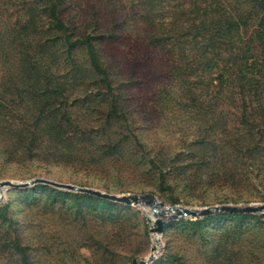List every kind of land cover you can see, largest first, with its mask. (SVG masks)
I'll return each instance as SVG.
<instances>
[{
	"label": "rangeland",
	"instance_id": "1",
	"mask_svg": "<svg viewBox=\"0 0 264 264\" xmlns=\"http://www.w3.org/2000/svg\"><path fill=\"white\" fill-rule=\"evenodd\" d=\"M96 1L65 0L63 16L73 20L74 28L84 22L92 32ZM103 1L114 3L112 11L128 20L129 29L141 26L130 12L135 0H100L102 7ZM45 6L42 0H0V181L41 177L115 195L150 194L165 206L185 208L264 203V173L246 167L252 162L242 155L254 143L264 147V113L256 111L264 109V99L242 103L228 94L207 96L203 83L190 95L186 83L193 74L183 59L187 48L183 54L175 53L185 67L175 72L180 76L173 82L159 74L163 67L154 64L141 67V76L132 82L112 77L120 113L127 121L111 120L106 136L95 144L71 134L78 145L70 154L59 153L60 145L54 142L70 134L61 137L55 125L43 119L46 113L39 111L43 103L33 94L48 80L58 82L65 98L53 95L50 103L76 102L70 118L83 133L104 124L110 97L90 73L82 49L67 57L62 40L46 41L63 33L50 28ZM130 38L121 46L126 58L144 48L136 31ZM31 60L38 65L34 74ZM242 105L246 119L240 124ZM238 136L247 141L239 145ZM19 145L11 157L6 154ZM159 169L166 173L172 192L159 188ZM27 190L25 195V190L8 189L3 198L1 193L0 264H23L18 247L26 264H131V259L146 260L151 254L155 255L151 264H264V218L243 223L240 232L223 219L210 220L201 228L189 221L202 219H182L165 223L158 235L151 232L158 217L151 216L149 208L103 212L83 203L77 209L69 199L64 204L46 203V192L38 191V186Z\"/></svg>",
	"mask_w": 264,
	"mask_h": 264
},
{
	"label": "trees",
	"instance_id": "2",
	"mask_svg": "<svg viewBox=\"0 0 264 264\" xmlns=\"http://www.w3.org/2000/svg\"><path fill=\"white\" fill-rule=\"evenodd\" d=\"M135 1L136 4L130 7V12L133 17L141 21L139 23L141 26L133 24L135 28L129 29L131 25H128V20L112 11L115 9L114 3L103 1L104 7H102L100 5L102 1L98 0L93 5L96 6L93 7L95 21L93 31L90 32L86 23L83 22L74 28L73 20L63 16L62 7H64L65 0H42L46 5L45 8L42 7L44 13L51 21L50 28L63 33L61 38L55 37L46 41L57 44L62 40L68 54L67 57H71L72 52L82 49L86 54L90 73L99 78L106 89V95L110 97L106 121H102L104 124L98 127L99 129L91 128L83 133L74 125L77 120L70 118L76 102L67 104L62 100L58 102V105L50 103L55 100L53 95L65 98L58 82L51 83L48 80L47 86L39 88V92L33 94L38 102L43 103L39 110L40 113H46L43 119L55 125L53 128L60 131L61 137L66 133L70 134L54 142L60 145V149L57 150L59 153L70 154L78 145V142H73L71 134L77 138L81 137L85 143L95 144L97 139L106 136L105 130L109 128L111 120L115 122L127 121L125 114L120 113V104L115 98L112 77H125L126 80L132 82L131 78L141 76V67L154 64L163 67L159 74L164 73L165 77L168 76V81L173 82L177 76H180V73L175 74V72H180V69L185 67V64L180 66L181 60H179L180 58L176 59L175 53L179 51L180 54H183L185 48H187L188 58L184 56L183 59L188 60L186 67L191 71L190 74H193V80L189 84L186 83L187 92L190 95H195L197 86L203 83L204 93L207 96L214 93L215 96L220 95L226 98L224 95L228 94L235 97L237 101L241 100L242 103H249L252 100L262 102V98L264 99V0ZM165 18H167L166 23L163 20ZM76 31H79V35L76 34ZM133 31H136V40H139L140 46H144V48L131 52V55L126 58L121 46L127 44ZM42 47L44 46L42 45ZM160 58L162 59L160 60ZM164 59L166 62H163ZM56 62L59 63L58 60ZM161 62L163 63L161 64ZM50 66L52 65L50 64ZM34 67H38V65L34 60H31L33 74ZM31 69H29V77H31ZM130 73H133L132 76H128L131 75ZM154 84L156 83L154 82ZM35 85V83L30 84L31 90ZM245 111L246 108L243 106L240 124L246 119ZM256 111L264 113L262 108ZM237 138L236 142L239 145L247 141L244 136ZM21 141L23 142L24 138ZM19 149L20 145L14 150H6V154L10 156ZM263 151L264 147L257 142L246 147L242 154L247 160H250V164L252 162L246 167H254L256 174L264 173V160H260L264 154L259 155V152ZM151 165L156 167L155 164ZM166 179V173L163 169H159L157 177L159 188L172 192L173 188L167 184ZM259 185L262 186L261 182ZM38 191L46 192V203L50 205L64 204L65 199H69V204L73 203L77 209L83 207L81 204L86 203V206L94 210L100 208L103 212L111 209L130 210L128 206L114 204L85 194L59 191L48 186L39 185ZM22 193L27 195L30 190H25ZM171 199L172 203L178 202L176 199ZM0 209L2 208L0 207ZM99 217L105 218L103 215H99ZM109 217L116 218V215ZM263 218L264 215L218 214L194 222L189 221V223L201 228L210 220L223 219L234 223L236 231L240 232L243 223L250 220L262 222ZM178 222L181 223L183 220ZM112 223L114 224L116 221ZM164 228L166 229L165 226ZM113 229L115 228L113 227ZM17 253L21 256L23 264H26L23 250L18 247Z\"/></svg>",
	"mask_w": 264,
	"mask_h": 264
},
{
	"label": "water",
	"instance_id": "3",
	"mask_svg": "<svg viewBox=\"0 0 264 264\" xmlns=\"http://www.w3.org/2000/svg\"><path fill=\"white\" fill-rule=\"evenodd\" d=\"M48 186L59 191L85 194L91 197L103 199L111 203L120 204L128 207H145L150 209V215L158 218L154 221L151 232L158 235L164 231V224L171 221L182 219H203L218 214H244V215H264V203L248 205H215L203 208H185L179 206H165L157 201L155 196L150 194H128L115 195L95 189L84 188L72 184H64L47 178L36 177L24 181H0V191L6 192L8 189L27 190L36 186ZM155 252V247L151 253ZM155 258L154 254L148 256L146 260L133 259L131 264H151Z\"/></svg>",
	"mask_w": 264,
	"mask_h": 264
},
{
	"label": "bare ground",
	"instance_id": "4",
	"mask_svg": "<svg viewBox=\"0 0 264 264\" xmlns=\"http://www.w3.org/2000/svg\"><path fill=\"white\" fill-rule=\"evenodd\" d=\"M1 193H2V198H3V194H4V193L0 191V197H1ZM0 201H1V199H0Z\"/></svg>",
	"mask_w": 264,
	"mask_h": 264
}]
</instances>
